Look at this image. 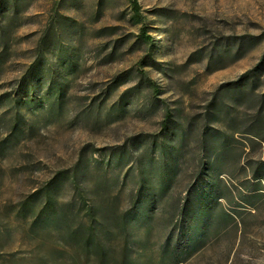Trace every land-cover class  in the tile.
<instances>
[{
  "label": "rangeland",
  "instance_id": "obj_1",
  "mask_svg": "<svg viewBox=\"0 0 264 264\" xmlns=\"http://www.w3.org/2000/svg\"><path fill=\"white\" fill-rule=\"evenodd\" d=\"M132 1L0 0V264H38L18 204L60 170L73 210L162 194L128 228L174 264H264V0Z\"/></svg>",
  "mask_w": 264,
  "mask_h": 264
},
{
  "label": "trees",
  "instance_id": "obj_2",
  "mask_svg": "<svg viewBox=\"0 0 264 264\" xmlns=\"http://www.w3.org/2000/svg\"><path fill=\"white\" fill-rule=\"evenodd\" d=\"M132 10L137 16L140 15L137 0L132 1ZM140 37L147 42L152 40L146 27L140 29ZM169 118L170 114L166 112L161 122L162 129L167 128ZM80 171L73 175H69L67 170L58 171L51 184L35 190L18 204V216L30 218L29 233L32 237H41L36 245L40 247L36 254L38 264H174L181 260L182 247L179 242L171 248V255L174 256L167 258V251L171 247L168 239L160 250H156L149 244L147 234V238L143 239L132 235L128 228L131 218L141 225L149 222L162 194L150 195L146 200L145 195L149 190H145L144 195L139 193V197H132L129 207H125L121 214H110L108 211H113L111 201H115L116 197L105 200V205L102 206V203L94 211L84 205L85 196L82 193L78 195L80 206L75 210L69 205L58 204L49 188L67 180L78 182L77 174ZM99 196L96 201H100ZM219 198L215 197L209 206L195 204V208H190L187 213L185 210L182 212L184 217L181 218L186 222L184 226L196 231L197 238L198 234H202L203 237L198 238L200 240L205 238L210 221L203 217L215 211ZM106 209L107 212L104 211ZM99 210L101 214L97 212ZM189 233L183 237V242L188 245L193 244ZM41 248H46V251H41Z\"/></svg>",
  "mask_w": 264,
  "mask_h": 264
}]
</instances>
